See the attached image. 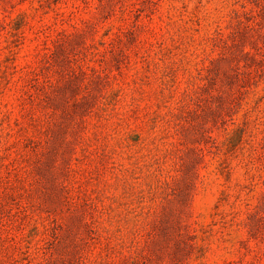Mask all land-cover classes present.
I'll return each instance as SVG.
<instances>
[{
    "label": "rangeland",
    "instance_id": "rangeland-1",
    "mask_svg": "<svg viewBox=\"0 0 264 264\" xmlns=\"http://www.w3.org/2000/svg\"><path fill=\"white\" fill-rule=\"evenodd\" d=\"M0 264H264V0H0Z\"/></svg>",
    "mask_w": 264,
    "mask_h": 264
},
{
    "label": "trees",
    "instance_id": "trees-1",
    "mask_svg": "<svg viewBox=\"0 0 264 264\" xmlns=\"http://www.w3.org/2000/svg\"><path fill=\"white\" fill-rule=\"evenodd\" d=\"M233 146H235V144H233Z\"/></svg>",
    "mask_w": 264,
    "mask_h": 264
}]
</instances>
